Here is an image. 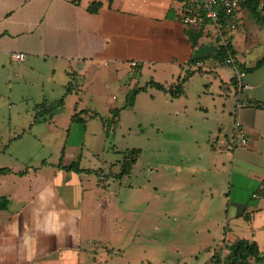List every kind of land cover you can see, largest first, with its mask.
Instances as JSON below:
<instances>
[{"label": "crops", "instance_id": "1", "mask_svg": "<svg viewBox=\"0 0 264 264\" xmlns=\"http://www.w3.org/2000/svg\"><path fill=\"white\" fill-rule=\"evenodd\" d=\"M93 2L101 6L90 13ZM181 10L180 0H0V169L11 170L0 175V196L9 202L7 210L0 211V264L118 263V254L107 252L118 251L112 245L118 242V217L113 210L116 202L107 196L109 182L100 183L93 173L57 167L62 150V165L75 158L67 153L70 144L75 147L73 129L84 132L94 119L69 124L64 146L56 145V162L39 152L45 143L53 144L42 137L41 127L56 116L32 125L33 107L62 96L71 74L77 76L78 88L65 100L73 94L86 96L88 90L92 93L99 77L106 90L127 80L129 88L134 77L145 72L150 81L175 85L191 71L192 60L214 55L228 42L235 50L234 59L245 68L264 58V23L257 30V42L248 44L245 37L247 44L242 45L234 35L247 10L240 8L226 27L185 26ZM13 54L25 59L15 62ZM207 70L216 75L193 107L203 131L192 141L205 161L198 217L219 228L215 245L247 240L264 254V64L235 85L231 68L214 63ZM185 85L183 96L169 97L183 101ZM96 91L87 101L78 96L74 112L90 110L102 116L100 108L114 109L117 98ZM187 111L184 106L180 116L189 128ZM236 121L245 126L246 146L240 145ZM204 173L211 174V180L204 181L208 179ZM209 248L203 246L204 251Z\"/></svg>", "mask_w": 264, "mask_h": 264}, {"label": "rangeland", "instance_id": "2", "mask_svg": "<svg viewBox=\"0 0 264 264\" xmlns=\"http://www.w3.org/2000/svg\"><path fill=\"white\" fill-rule=\"evenodd\" d=\"M244 16L233 30L234 35L242 45L245 37L248 44L259 41L257 30L264 22L248 11H245ZM209 29L212 32L215 30ZM226 31L231 33L229 28ZM209 66H214V63L210 62ZM190 69L195 70L191 66ZM215 75V72L210 71L195 72L185 85L187 97L183 101L172 100L169 95L151 87L141 91L135 98L133 108L120 111L119 120L111 126L108 137L99 119L88 121L84 132L73 129L71 135L75 138V147L71 148L70 144L67 153L74 155L73 161L78 160L82 169L102 171L99 172L102 179L112 168L118 172L112 166L121 162L127 151L141 152L129 177L109 179L106 184L110 190L107 196L110 195L112 202L117 204L113 210L118 217V221H115L118 242L112 245L120 250V254L115 264H205L208 261L210 251L218 242L219 228L198 217L201 211L198 191L202 186L201 166L204 156L200 160V150L192 139L203 130L198 126V112L193 107H197L199 96L209 87ZM150 80L152 78L145 72L136 75L129 88L130 81L127 80L113 83L106 90L99 77L94 82L95 90L92 93L88 90L86 96H78L87 101L89 93L95 96L96 90H103L109 98H117L113 107L118 109L125 104L128 93ZM79 83L86 85L87 82ZM78 96L73 94L68 97L62 113L41 127L42 137L53 140L52 145L45 143L39 151L47 161L56 162V145L64 146ZM60 97L61 94L55 99ZM184 106L188 108V120L192 122L189 128H186L185 120L180 116ZM100 109L103 118L110 119L114 109ZM174 111L176 116L169 115V112ZM205 177L208 179L204 181L211 180V174L204 173ZM204 245H210L208 252L203 250Z\"/></svg>", "mask_w": 264, "mask_h": 264}, {"label": "trees", "instance_id": "3", "mask_svg": "<svg viewBox=\"0 0 264 264\" xmlns=\"http://www.w3.org/2000/svg\"><path fill=\"white\" fill-rule=\"evenodd\" d=\"M101 6L100 3L93 2L90 7L88 8V11L90 13H95ZM241 8L247 10L250 14H252L255 17H260V19L264 20V15H262V12H264V3H261V0H247L245 3L241 5ZM230 18H222L219 21V26L226 27L229 25ZM196 44V40H193L192 46L194 47ZM228 57H235V50L233 49V46L230 42L221 44L216 51L214 55H208L204 58L194 59L191 61L190 64H194L198 60H209L213 59L218 64L223 65L224 60ZM264 64V58L261 59L256 63V65L253 68H245L243 65V69L246 73L253 72L257 69H259ZM202 70H194L190 72H186L185 75L182 78H179L175 85H170L168 87L163 86L162 84L155 83L153 81L148 82V84L143 87L139 88L135 91H131L126 96V104L120 109H114L111 112L110 119H105L102 116H100L98 113L90 110H83V111H75L73 115L71 116L70 123L71 124H83L86 119H99V121L103 124V131L105 135L108 137L110 128L113 125H116L119 120V113L124 108H132L134 106V101L136 95L144 91L146 87H153L156 90H159L166 95H169L172 99L180 98L184 95V89L183 86L186 82L189 81L191 76L195 72L201 73ZM73 77L72 80L68 83V85L65 87L64 94L57 100L53 102H42L40 104H36L33 107V119H32V125L45 123L50 121L54 116L59 115L62 113L65 105V97L72 91L76 90L78 88V82H77V76L74 74H71ZM232 85H235L236 81L233 78L231 80ZM70 129H67V134L69 133ZM141 152L140 150H131L127 151L121 162L116 163L112 167H116L118 169V172L113 170L109 172L108 174H105L103 176V179L99 175L100 171H92L88 169H82L80 168L79 161H73L69 165H62L61 160L64 155V150L60 153V160L59 164L57 165L58 168L66 171V172H74V173H84V174H90L93 173L99 177V182H105L109 179H115V180H121L124 177H129L133 171V167L136 164ZM115 169V168H114ZM11 173V170L7 168L0 169V175H6ZM102 173V171L100 172ZM19 175L22 173H18ZM105 180V181H104ZM9 205V202L7 198L0 196V211L7 210ZM226 243L224 241H220L215 247L213 248V254L210 257V259L205 264H253V263H259L264 262V254L261 253L258 249V246L255 242L247 241V240H240L236 243L231 244L228 247L229 255L223 258V252L226 248ZM109 255L112 254H120V250H108L107 251Z\"/></svg>", "mask_w": 264, "mask_h": 264}, {"label": "built area", "instance_id": "4", "mask_svg": "<svg viewBox=\"0 0 264 264\" xmlns=\"http://www.w3.org/2000/svg\"><path fill=\"white\" fill-rule=\"evenodd\" d=\"M247 0H180L182 5L180 21L183 25L189 27H200L203 25H218L222 18L233 17L241 8V5ZM231 28L234 29L235 25L232 24ZM221 30L218 33L221 34ZM15 62H20L25 59L23 54H13L11 56ZM213 62L218 64L213 59L198 60L191 67L195 70H205L209 67V63ZM220 65V64H219ZM224 66L231 68L235 73V81L241 83L246 76L241 64L236 62L233 57H228L224 60ZM131 66H136L132 63ZM234 129L238 137H240V145L246 146V130L245 126L240 122L234 123ZM253 198L257 199L258 195H253ZM226 248L223 252V258L229 255L228 247L230 243H226Z\"/></svg>", "mask_w": 264, "mask_h": 264}]
</instances>
